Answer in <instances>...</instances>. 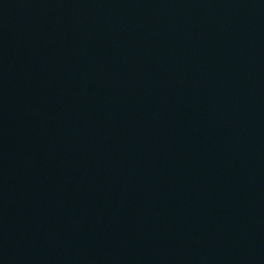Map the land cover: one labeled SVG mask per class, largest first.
Segmentation results:
<instances>
[{
	"label": "water",
	"instance_id": "water-1",
	"mask_svg": "<svg viewBox=\"0 0 264 264\" xmlns=\"http://www.w3.org/2000/svg\"><path fill=\"white\" fill-rule=\"evenodd\" d=\"M0 264H264V0H0Z\"/></svg>",
	"mask_w": 264,
	"mask_h": 264
}]
</instances>
